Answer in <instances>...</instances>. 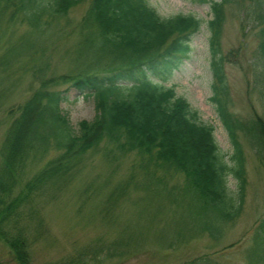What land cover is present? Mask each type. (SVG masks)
I'll use <instances>...</instances> for the list:
<instances>
[{
  "label": "trees",
  "instance_id": "1",
  "mask_svg": "<svg viewBox=\"0 0 264 264\" xmlns=\"http://www.w3.org/2000/svg\"><path fill=\"white\" fill-rule=\"evenodd\" d=\"M228 1L201 0L210 4L213 13L208 24L214 75L212 100L234 146L229 158L218 146L214 126L202 121L187 99L166 85L189 57L192 38L203 25L201 18L192 13L162 16L149 0H0V38L9 29L15 33L22 26L27 28L15 44L11 37L6 40L10 46L0 56V84L11 76L10 67L17 61L12 57L19 50L34 60L35 64L26 65L25 70H32L38 82L25 101L6 109L1 148L0 238L18 264H33L32 243L47 232L44 203L36 201L42 197L56 200L93 155L100 153L115 166L113 171L117 161L132 155L131 168H138L151 181L146 190L153 191L155 177L162 180L155 183V191L163 195V200L169 181L178 180L171 190L181 187L187 211L202 217L192 225L196 231L217 238L224 225L240 217L248 179L239 138L243 135L251 140L264 166V116L255 114L246 122L229 109L224 67L226 62H233L235 52L224 54L221 46L224 5ZM256 1L248 4L246 13L259 40L255 60V70L258 67L259 71L254 84L264 107V0ZM83 4V15L76 23L71 20L75 26L66 31L72 24L71 10ZM50 26L55 28L56 39L78 35L74 52L77 70L47 74L52 66V49L57 46L54 40L46 41ZM34 34L44 41L32 58L34 52L29 53L28 47ZM63 84L68 86L58 88ZM70 88L95 100L94 118L81 120L78 128L61 106L69 101ZM7 91L6 87L0 93V106L8 102ZM51 149L60 153L22 184L24 190L15 193L28 165L43 159ZM231 176L237 181L235 192L229 187ZM140 186L139 181H123L115 189L121 194ZM178 200L180 197H175L174 202ZM209 212L213 221L223 225L221 228L203 222ZM102 247L88 245L50 264H88L94 259L91 252L96 256ZM246 259V264H264V215L254 230ZM181 264L221 263L205 255Z\"/></svg>",
  "mask_w": 264,
  "mask_h": 264
},
{
  "label": "rangeland",
  "instance_id": "2",
  "mask_svg": "<svg viewBox=\"0 0 264 264\" xmlns=\"http://www.w3.org/2000/svg\"><path fill=\"white\" fill-rule=\"evenodd\" d=\"M149 1L162 16L192 13L203 20L200 31L192 38L189 57L166 85L174 87L177 96L186 98L202 121L214 125L218 146L229 158L234 153V146L219 116L217 104L212 100L214 75L208 24L213 13L210 4L201 0ZM256 2L229 0L224 5L225 20L221 36L223 53L231 50L235 52L233 62H226L224 67L229 85V109L246 122L255 114L264 116L261 95L254 84L255 75L259 71L258 67L255 70L259 40L248 23L246 13L248 4ZM85 9L86 4H83L71 10L69 21L76 23ZM74 26L73 22L66 31ZM50 27L45 36L46 41L54 40L57 46H54L55 50L52 49V66L47 74L59 75L77 70L74 52L78 35L56 39L54 26ZM26 29L22 26L15 33L10 29L3 33L0 38V56L10 46L6 42L8 37L15 44L26 33ZM43 41V37L35 34L31 37L28 52H34L32 58L38 55L35 51ZM19 51L12 57L17 61L10 67L11 76L0 84V93L6 87L9 90L5 97L8 102L0 106V162L6 109L14 103L25 101L38 85L32 70H25L26 65L31 67L35 64L34 60L30 61L26 52ZM67 86L63 84L58 88ZM68 94L69 101L61 106L72 125L78 128L81 120L94 118L95 100L93 97H84L73 88L69 89ZM239 139L245 155L248 179L246 200L240 217L224 225L220 237L213 238L192 227L197 224V220L202 221V217L187 211V205L181 199V187L177 191L171 190L178 180H168L169 189L163 200V195L155 191V183L162 180L155 177L153 191L146 190L151 181L138 168H131L132 155L117 161L116 170L113 171L115 166L109 165L100 153L93 155L87 167L56 200L42 197L36 201L44 203L42 215L47 222V232L32 243L33 264H50L92 244H103L104 247L96 256L91 252L94 259L88 264H181L205 255L221 264H246V254L253 243L254 230L264 215V166L260 164L251 140L243 135ZM59 153L51 149L43 159L30 163L27 174L14 188L15 193L24 190L22 184L42 169L48 159ZM123 181L131 184L139 181L141 186L138 189L132 187L123 190L120 194L115 187ZM229 187L234 192L238 189L237 181L232 176L229 178ZM175 197H180L177 203L174 202ZM212 215L209 212L203 222L221 228L223 225L213 221ZM0 264H18L2 238Z\"/></svg>",
  "mask_w": 264,
  "mask_h": 264
}]
</instances>
